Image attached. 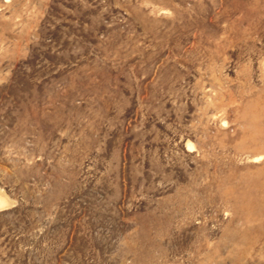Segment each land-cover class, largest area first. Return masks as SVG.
<instances>
[{
	"label": "rangeland",
	"instance_id": "374dc122",
	"mask_svg": "<svg viewBox=\"0 0 264 264\" xmlns=\"http://www.w3.org/2000/svg\"><path fill=\"white\" fill-rule=\"evenodd\" d=\"M0 196V264H264V0H0Z\"/></svg>",
	"mask_w": 264,
	"mask_h": 264
},
{
	"label": "bare ground",
	"instance_id": "6f19581e",
	"mask_svg": "<svg viewBox=\"0 0 264 264\" xmlns=\"http://www.w3.org/2000/svg\"><path fill=\"white\" fill-rule=\"evenodd\" d=\"M4 201H5V200L0 196V206L3 205ZM2 207H3V206H2Z\"/></svg>",
	"mask_w": 264,
	"mask_h": 264
}]
</instances>
